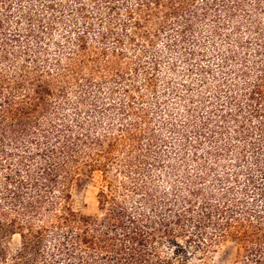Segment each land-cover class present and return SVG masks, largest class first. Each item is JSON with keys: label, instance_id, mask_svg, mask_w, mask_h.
I'll return each instance as SVG.
<instances>
[{"label": "trees", "instance_id": "trees-1", "mask_svg": "<svg viewBox=\"0 0 264 264\" xmlns=\"http://www.w3.org/2000/svg\"><path fill=\"white\" fill-rule=\"evenodd\" d=\"M228 241L264 264V0H0V264H206Z\"/></svg>", "mask_w": 264, "mask_h": 264}, {"label": "rangeland", "instance_id": "rangeland-1", "mask_svg": "<svg viewBox=\"0 0 264 264\" xmlns=\"http://www.w3.org/2000/svg\"><path fill=\"white\" fill-rule=\"evenodd\" d=\"M202 43L206 42L205 37L202 39ZM220 42V39L217 40ZM163 40L159 41V47L161 49H166ZM207 50V49H206ZM167 59L174 61L176 64L177 69L180 73L184 71L183 63H181L178 59H176L170 52L166 53ZM194 64H196L197 60H191ZM216 62V61H215ZM163 66V65H162ZM166 66V65H164ZM216 65H213L214 68ZM166 68H163V71L158 74V84L159 87L162 88L166 82V79L169 77L165 72ZM220 75V74H219ZM185 78V77H183ZM198 75L196 73L193 74V80L191 85L195 88H199V80L197 79ZM177 81H182L181 77L176 78ZM170 99V97H169ZM100 184V177L95 176L94 180L91 182L86 183L81 188L74 191V207L84 214H97L98 213V202H97V191ZM19 244V237L14 236L11 240L12 247H15ZM236 253V244L232 241L224 242L219 244L214 248L213 251L210 253V258L206 261V264H232Z\"/></svg>", "mask_w": 264, "mask_h": 264}]
</instances>
